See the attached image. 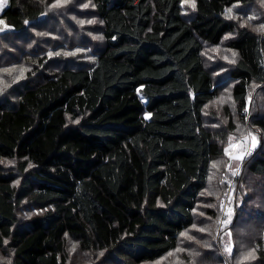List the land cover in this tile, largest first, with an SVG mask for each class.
Wrapping results in <instances>:
<instances>
[{
	"label": "trees",
	"instance_id": "obj_1",
	"mask_svg": "<svg viewBox=\"0 0 264 264\" xmlns=\"http://www.w3.org/2000/svg\"><path fill=\"white\" fill-rule=\"evenodd\" d=\"M90 1L104 39L93 60L52 69L45 55L24 50L31 65L17 98L0 100V264H142L175 250L203 225L212 162L245 119L253 86L261 106L249 120L261 129L260 145L242 161L264 177V31L233 10L244 6L260 23L264 5ZM50 3L10 0L0 28L21 32ZM224 40L237 59L230 72L214 73L205 48ZM222 76L233 82V105L221 118L207 109ZM215 208L204 207L214 220ZM255 240L253 264H264V239ZM217 253L206 264H225Z\"/></svg>",
	"mask_w": 264,
	"mask_h": 264
},
{
	"label": "rangeland",
	"instance_id": "obj_2",
	"mask_svg": "<svg viewBox=\"0 0 264 264\" xmlns=\"http://www.w3.org/2000/svg\"><path fill=\"white\" fill-rule=\"evenodd\" d=\"M9 1L0 0V14L9 5ZM78 2L80 4H77ZM260 2L264 5V0H259L257 5ZM92 5L90 0L74 2L51 0L48 13L38 21L29 23L23 31L13 32L10 36L9 32L0 28V100L17 98L28 65H31V63H25L29 58L24 50L33 49L32 51L45 55L44 59L52 69H60L63 62L76 66L73 62L79 61L80 57L88 61L93 60L94 47L102 46L104 39L99 28L101 23L90 15V13L93 14L92 8H89ZM238 9L244 10V6H238ZM238 9L233 10L244 21H248L244 23L252 22L251 24L258 25L259 30L264 31V20L254 23L257 15L250 10L247 15ZM228 38L229 36L224 37L225 40ZM4 40L11 44L5 46ZM225 40L205 48L206 63L214 73L230 72L231 68L227 66L237 59L236 52L227 47ZM11 45H19V47L12 48ZM81 52H84L82 56ZM34 75L25 79L28 81L34 78ZM222 80L223 76L219 78L221 86L218 90V98L211 102L210 108L207 109V112L211 109L215 110L221 118L224 117L222 113L225 108L233 105V82L228 80L222 84ZM248 103L251 107H245V119L240 120L239 124L236 123L234 130L233 128L228 130L229 142L226 152L212 162L210 183L203 194L204 198L198 212L203 217L201 218L203 225L201 222L198 231L190 229L189 232H185L175 250L155 262L142 264H206V260H209L206 256L210 253L218 255V251L224 254L222 258L225 264L255 262L253 239H264L261 231L264 220V177H255L242 160L244 159L243 151L251 153L255 150V145H260L261 129L255 127L249 120L252 111L261 106L258 86L251 88ZM233 112L234 122H236L238 115L234 109ZM224 177H226V184L223 185ZM228 184L230 188L227 191ZM214 204L218 207L214 210H220L219 219L216 220L204 209L205 206L212 207ZM76 245L75 242L71 243L72 254L77 251ZM206 245L210 248H201ZM75 259L77 257L74 259L70 257V261Z\"/></svg>",
	"mask_w": 264,
	"mask_h": 264
},
{
	"label": "snow or ice",
	"instance_id": "obj_3",
	"mask_svg": "<svg viewBox=\"0 0 264 264\" xmlns=\"http://www.w3.org/2000/svg\"><path fill=\"white\" fill-rule=\"evenodd\" d=\"M193 7L195 6L194 4L192 5ZM94 22V21H93ZM229 251H230V249H229Z\"/></svg>",
	"mask_w": 264,
	"mask_h": 264
}]
</instances>
